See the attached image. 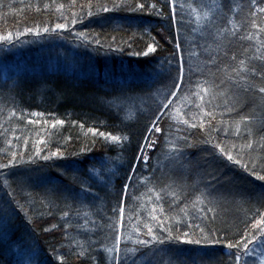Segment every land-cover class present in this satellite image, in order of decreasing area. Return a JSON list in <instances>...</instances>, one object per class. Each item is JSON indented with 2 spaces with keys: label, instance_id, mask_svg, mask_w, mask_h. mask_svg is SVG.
I'll return each mask as SVG.
<instances>
[{
  "label": "trees",
  "instance_id": "obj_1",
  "mask_svg": "<svg viewBox=\"0 0 264 264\" xmlns=\"http://www.w3.org/2000/svg\"><path fill=\"white\" fill-rule=\"evenodd\" d=\"M262 7L0 0V264H259Z\"/></svg>",
  "mask_w": 264,
  "mask_h": 264
},
{
  "label": "snow or ice",
  "instance_id": "obj_2",
  "mask_svg": "<svg viewBox=\"0 0 264 264\" xmlns=\"http://www.w3.org/2000/svg\"><path fill=\"white\" fill-rule=\"evenodd\" d=\"M114 6H115V5H114ZM224 6L227 7V5H224ZM139 7L143 8V5H140ZM153 7H155V5H153ZM104 11H108V9H107V8H104ZM258 11L261 12V13H264V7L259 8ZM205 15L207 16V13H205ZM55 27L59 29V28H64L65 25H64V24H57ZM27 31H33V29H27ZM43 31H44L45 33H47V32L49 31V29H48L47 27H45V28L43 29ZM35 32H36L37 35H39V29H38V28L35 30ZM11 36H12V34L9 33L7 37H0V39H11ZM155 50H156V49H155L154 46H151V45H150V46L148 47V52H154ZM145 54H147V53H145ZM240 63L243 64L244 62L241 61ZM262 74H264V73H262ZM204 91L206 92V91H208V89H204ZM259 91H260L261 93H264V87H261V88L259 89ZM201 98H202V97H201ZM157 119H158V117H157ZM60 123H63V121H60ZM153 127L155 128V124H153ZM159 130H160L159 128H156V131H159ZM111 139H112V140H119V137L111 136ZM249 147H251V144H249ZM221 151H223V149H221ZM227 158H228L229 160H231V159H232V156H231V155H228ZM46 159H47V157H46ZM259 179H260V180H264V176H260ZM201 211H203V209H201ZM120 212L122 213V212H123V209H120ZM259 225H264V218H262V219L259 221L258 225H257V228H258V231H259V235H260L261 237H264V228H260ZM201 231H203V230L201 229ZM149 233H151V229H149ZM170 235H171V234H169V236H170ZM153 239H156V237L154 236ZM255 239H256L255 236H252V237H250V238H246V242L243 243V245H242L243 249L247 250V249H248V245H249L250 243H252V241L255 240ZM160 242L163 243V241H160ZM185 242H186V243H193V244H200V243H201L200 240H187V241H185ZM139 243H140V244L147 245V244L150 243V241H148V240H142V241H139ZM228 247H229V248H232V247H240V246H238V245H233V244H229ZM116 251H119V250L116 249ZM118 259H119V258L117 257V261H118ZM235 259H236V264H239V261H240L241 257H240V256H236ZM17 264H27V262L17 261Z\"/></svg>",
  "mask_w": 264,
  "mask_h": 264
},
{
  "label": "rangeland",
  "instance_id": "obj_3",
  "mask_svg": "<svg viewBox=\"0 0 264 264\" xmlns=\"http://www.w3.org/2000/svg\"><path fill=\"white\" fill-rule=\"evenodd\" d=\"M262 243H264V241L259 242V244L261 245V248L257 249V251L255 252V255L258 256V259H259L258 260V263L259 264H264V244H262ZM242 252L243 251H241V253L238 252L237 253L238 256H241L242 255Z\"/></svg>",
  "mask_w": 264,
  "mask_h": 264
},
{
  "label": "bare ground",
  "instance_id": "obj_4",
  "mask_svg": "<svg viewBox=\"0 0 264 264\" xmlns=\"http://www.w3.org/2000/svg\"><path fill=\"white\" fill-rule=\"evenodd\" d=\"M164 111H165V110H161L160 112H158V120H159L160 118H163V116H164V114H165ZM157 123H158V121H157ZM152 129H153V127L151 128V131H152Z\"/></svg>",
  "mask_w": 264,
  "mask_h": 264
}]
</instances>
